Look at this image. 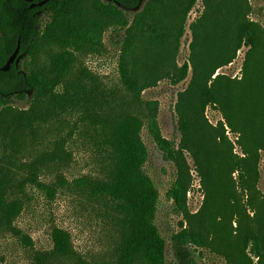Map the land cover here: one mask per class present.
<instances>
[{
  "label": "trees",
  "instance_id": "16d2710c",
  "mask_svg": "<svg viewBox=\"0 0 264 264\" xmlns=\"http://www.w3.org/2000/svg\"><path fill=\"white\" fill-rule=\"evenodd\" d=\"M39 1L0 0V68L18 43L21 45L19 56L26 53L30 57V65L24 64L20 68L15 62L8 71L0 69V137L7 151L0 156V234H13L25 244L32 245L30 236L15 225L24 207L20 195L28 182L37 184L51 196L54 189L37 182L35 178L46 165L44 156L18 163V154L23 151L24 136L28 130L37 134L41 125L64 114L76 113L79 123L86 124L103 145L109 163L102 178L84 175L69 181L63 175H58L57 181L61 187L75 189L106 209V215L111 218L119 235L115 259L93 262L81 257L75 250L70 232L62 227H54L51 232L52 249L37 252L35 264H53L63 258L72 260V264H165L167 241L154 224L159 191L143 170L148 159V150L141 136L145 125L165 157L172 160L177 168L176 180L168 196L188 224L172 236V248L178 263L193 264L192 247L220 253L221 250L213 245L214 237L209 232L208 222L215 221L216 228H219L222 218L218 222L217 215L212 217L208 205L193 216L186 207L189 172L184 150H192L189 143L190 118L182 114L179 126L181 140L177 148L174 140L165 138L161 133L157 121L158 102L142 100V92L150 84L141 82L136 68L140 45L162 46L175 42L178 47L185 33L181 21L186 20L196 0H184L182 10L175 0H147L132 19L126 11L137 8L142 0H47L42 6H31ZM203 1L206 13L219 5V1ZM40 11L49 14L45 24L38 15ZM241 13L242 10L237 12L238 15ZM170 19L179 24L177 32L172 31ZM204 19L202 16L189 28L196 41L206 47L207 63L211 67L201 90V112L197 114L200 134L193 140L192 150H196V163L207 190V202L212 194L211 174L200 157L208 160L210 155H224L225 152L219 147L228 141L224 124L219 122V126H212L203 114L208 106H221L215 81L209 84L208 79L216 66L232 60L240 45L245 43L249 46V58L259 50L262 40L261 26L245 12L240 19H230L235 22L238 32L234 53L219 58L202 40L199 29ZM110 28L125 30L119 64L121 79L130 98L125 111L113 110L110 94L102 86L99 76L79 63L81 56L103 54V37ZM191 47H197L194 41ZM190 65L196 71L193 55L182 66L176 63L172 65L167 77L173 85L186 79ZM228 84L232 98L254 124L259 135L258 139L253 138L257 150L264 148V118L259 104H252L248 100L241 84L239 86L231 80H228ZM27 92H31L28 108H16L6 102L5 96L10 95L24 100ZM179 95L182 97L183 93ZM225 117L233 127L227 114ZM244 150L248 157L237 158L233 162L232 172L238 171L239 186L242 192L247 193L248 205L255 212V217L250 219L246 206L239 203L232 187L224 193L219 208L224 205L227 214L225 228L230 227L229 233L232 234L234 230L241 233L236 242L241 252L239 264H264V197L255 188L258 156L256 149ZM52 154L60 156L62 150L58 148ZM18 169L27 170L30 176L19 177ZM233 219H236V227L232 225ZM195 220L200 221L199 229L192 226ZM226 238L223 236V239Z\"/></svg>",
  "mask_w": 264,
  "mask_h": 264
},
{
  "label": "rangeland",
  "instance_id": "374dc122",
  "mask_svg": "<svg viewBox=\"0 0 264 264\" xmlns=\"http://www.w3.org/2000/svg\"><path fill=\"white\" fill-rule=\"evenodd\" d=\"M146 1L142 0L137 8L126 11L130 19L142 9ZM175 1L182 10L185 6L184 0ZM215 1H219V5L206 13L204 1L196 0L186 20L181 21L185 33L181 36L178 47L175 42L162 46L140 45L136 68L141 82L150 84L143 90L142 100L158 102L157 121L162 135L174 140L178 148L181 140L180 120L182 114H187L191 123L189 143L193 150V140L200 134L197 114L201 112V90L211 67L207 63L209 58L206 47L200 41H196L189 28L190 24L198 22L202 16L205 18L199 32L207 47L219 58L231 56L238 44L237 26L230 19H240L247 12L248 17L261 26L262 43L259 50L248 58L249 46L243 43L236 50L232 60L216 66L212 77L208 79L209 84L215 81L221 106H208L203 114L212 126H219V122L224 124L228 141L219 147L225 152L224 155H210L208 160L200 157L211 174L212 194L209 195L207 202V190L204 188L196 163V150H184L189 172L186 193L188 212L192 216L197 215L205 205H208L212 217L217 215L218 222L222 218L219 228H216L215 221L208 222L209 232L214 237L213 245L221 252L192 247L193 264H239L241 252L236 242L240 239L241 233L235 230L232 234L229 233L230 227L225 228L227 214L224 205L221 209L219 206L224 193L232 187L239 203L246 206L250 219L255 217V212L248 205L247 193L242 192L239 186L238 171L232 172V167L237 158L248 157L244 149H256L258 179L255 188L260 196L264 197V148L257 150L253 138L258 139L259 135L254 124L237 105L227 88H230L228 80L239 86L241 84L248 100L252 104H259L261 116L264 118V0ZM241 10L242 13L238 15L237 12ZM38 15L42 24L49 20V14L45 11H40ZM169 23L174 32L180 28L176 21L170 19ZM124 35L123 29H108L103 37L105 45L103 54H89L79 58V63L99 76L102 86L110 94L114 111H125L130 99L121 79L119 65ZM193 41L197 45L195 48L191 47ZM191 55L196 62V71H193L190 65L186 79L173 85L167 77L168 70L174 63L182 66L184 62L189 61ZM24 64L30 65V57L26 53L20 55L16 61L17 67L22 68ZM181 92L182 97L179 95ZM30 95L31 92H27L24 100L19 99L17 95L5 96V99L16 108H28ZM225 114L233 127L227 123ZM141 136L148 150V159L143 170L159 191L154 224L167 241L165 264H179L172 248V236L188 224L183 214L176 211L173 200L168 196V191L176 180L177 168L172 160L165 157L146 125ZM24 139L23 151L18 154V163L30 162L44 156L47 159L46 165L35 178L37 182L54 189V195H49L37 184L27 183L20 195L24 207L16 218L15 225L30 236L32 245L25 244L20 237L13 234H0V264H35L34 257L37 252L52 249L51 232L54 227H62L70 232L75 250L81 257L93 262L114 260L119 235L111 218L106 215V209L99 202L91 200L75 189L61 187L57 181L58 175H63L69 181L84 175L93 178H102L105 175L109 159L95 133L86 127V124L79 123L76 113H67L41 125L37 134H32L28 130ZM58 148L62 150V154L53 156L52 153ZM3 152L7 151L0 137V156ZM17 172L19 177L30 176L24 169H18ZM235 220H232L234 227L237 226ZM192 226L199 229L200 221H193ZM223 236L227 238L223 239ZM72 263V260L63 258L53 264Z\"/></svg>",
  "mask_w": 264,
  "mask_h": 264
},
{
  "label": "water",
  "instance_id": "95a60500",
  "mask_svg": "<svg viewBox=\"0 0 264 264\" xmlns=\"http://www.w3.org/2000/svg\"><path fill=\"white\" fill-rule=\"evenodd\" d=\"M47 2V0H41L39 2L36 3H32L31 6H42L43 4H45ZM20 48L21 45L20 43H18L16 49L14 50V52L11 54V56L8 58L7 62L0 68L2 71H8L11 69V66L13 63H15L18 59L19 53H20Z\"/></svg>",
  "mask_w": 264,
  "mask_h": 264
}]
</instances>
